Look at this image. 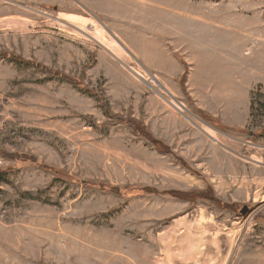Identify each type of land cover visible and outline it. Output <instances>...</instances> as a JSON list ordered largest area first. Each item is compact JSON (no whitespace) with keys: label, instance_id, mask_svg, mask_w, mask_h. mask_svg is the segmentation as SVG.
<instances>
[{"label":"rangeland","instance_id":"374dc122","mask_svg":"<svg viewBox=\"0 0 264 264\" xmlns=\"http://www.w3.org/2000/svg\"><path fill=\"white\" fill-rule=\"evenodd\" d=\"M0 264H264V0H0Z\"/></svg>","mask_w":264,"mask_h":264},{"label":"trees","instance_id":"16d2710c","mask_svg":"<svg viewBox=\"0 0 264 264\" xmlns=\"http://www.w3.org/2000/svg\"><path fill=\"white\" fill-rule=\"evenodd\" d=\"M106 105V104H105ZM108 106V105H107ZM111 117H113L114 118V121H116V122H118V121H120V122H122V121H127L128 123H129V125H130V127H131V129L133 130V131H135V132H139V133H142L143 132V130H142V127H143V125L141 124V122L140 121H138L137 119H135V118H133V117H129V118H127V117H124V116H121L120 114H116V113H113V112H111L110 111V109L108 108V112H107ZM87 118L88 119H92V116H87ZM210 119H213V118H211L210 117ZM144 133H145V131H144ZM144 133H142V134H144ZM155 141V140H154ZM157 145H158V147H161V146H163L162 144H160V143H158L157 142ZM170 149L169 150H167V153H170ZM180 161H182V160H180ZM176 192H178V193H182L181 191H176ZM185 193V192H184Z\"/></svg>","mask_w":264,"mask_h":264},{"label":"bare ground","instance_id":"6f19581e","mask_svg":"<svg viewBox=\"0 0 264 264\" xmlns=\"http://www.w3.org/2000/svg\"><path fill=\"white\" fill-rule=\"evenodd\" d=\"M63 19H65V21L69 22L70 24L79 23V20L77 18H75V17H72V16H69V17H66V18H63ZM96 39H98L99 41H101V38H99L98 36H96Z\"/></svg>","mask_w":264,"mask_h":264},{"label":"water","instance_id":"95a60500","mask_svg":"<svg viewBox=\"0 0 264 264\" xmlns=\"http://www.w3.org/2000/svg\"><path fill=\"white\" fill-rule=\"evenodd\" d=\"M180 103V102H179ZM248 208L245 207L244 210H242V213H245Z\"/></svg>","mask_w":264,"mask_h":264}]
</instances>
